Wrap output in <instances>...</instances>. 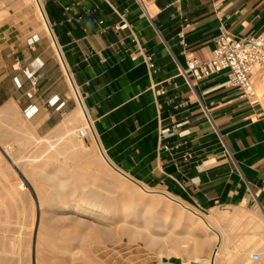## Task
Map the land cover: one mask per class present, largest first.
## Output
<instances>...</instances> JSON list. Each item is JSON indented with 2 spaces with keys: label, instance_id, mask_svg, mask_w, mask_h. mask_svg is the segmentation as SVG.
<instances>
[{
  "label": "crops",
  "instance_id": "crops-1",
  "mask_svg": "<svg viewBox=\"0 0 264 264\" xmlns=\"http://www.w3.org/2000/svg\"><path fill=\"white\" fill-rule=\"evenodd\" d=\"M143 1L148 11L138 0H41L53 36L38 23L12 33L0 22V113H21L40 134L84 120L117 166L195 207L264 208V81L247 98L223 84L224 71L192 84L180 74L187 56H210L220 31H263L264 0ZM121 13L128 27L116 29ZM139 48L152 53V73ZM170 113L187 120L182 138L159 137Z\"/></svg>",
  "mask_w": 264,
  "mask_h": 264
},
{
  "label": "rangeland",
  "instance_id": "rangeland-1",
  "mask_svg": "<svg viewBox=\"0 0 264 264\" xmlns=\"http://www.w3.org/2000/svg\"><path fill=\"white\" fill-rule=\"evenodd\" d=\"M33 6L32 0H0V22L7 21L2 28L12 33L29 32L30 27L38 23V13ZM80 127H87L88 132L85 137L78 134L77 129ZM71 140H74L73 143ZM51 143L52 145H50ZM66 144H70V148H62L67 146ZM49 146L51 148H48ZM55 146L59 148V152H55ZM98 151L94 138L89 133L88 123L84 120L81 126L75 124L72 129L66 132L56 129L40 134L35 130L34 124L25 119L21 113L13 112L9 115L0 113V164L2 166L0 174L4 175H0V214L7 213L11 217V219L8 218L10 223L7 222L12 232L14 231L15 237L18 238L16 249L19 259L16 258L18 263L15 259L12 264H156L161 258H169L176 263L204 264L197 260L189 250V246L194 243L191 237L193 239L202 237L204 225L194 215L183 209L180 204L166 197L144 195L141 198L140 195L131 196L123 187H118L113 180L114 175L119 174L104 162ZM65 152L68 154L67 156ZM10 183L14 185L10 187ZM147 185L164 188L159 183H147ZM6 187L8 189L5 191ZM137 190L139 193L140 189L137 188ZM5 193H8L13 199L7 197L8 194ZM145 196H148L149 200ZM142 199L147 200L144 202L149 205L143 211L147 217L148 228H143V221L141 222V219L138 218L135 223L142 227L140 235L144 238L137 236L130 240L127 235L120 231V228L125 225L119 221L122 213L121 207L124 204L139 205ZM62 203L69 207L61 208ZM238 205L248 210L249 214L255 213L257 215L260 213L259 216H263L256 202L232 201L216 203L207 209L196 208L209 215L215 210H228L232 206L239 207ZM73 206L75 209H70ZM77 207H84V210H76ZM69 210H72L71 216L66 215ZM96 211L97 213H104V215H113L110 224H115L114 220L116 221V229L108 238H105L101 232V229L107 224L102 219L93 220L91 217ZM11 213L16 215L13 216ZM26 217L28 221H26ZM161 218L164 220L162 221ZM126 219L125 222H132L130 216ZM158 220L161 221L158 222ZM157 222L165 225L162 231L156 230ZM55 224L58 226L56 227ZM230 225L232 226L230 228H233L232 233L242 240L250 237L255 230L253 223L245 217H240L236 227L234 220ZM65 232L70 233L67 235ZM80 233H85V235ZM185 233L192 236L188 235L189 246L181 247L180 240L184 238ZM148 238L150 241L146 242ZM246 241L251 242L252 240L247 238ZM209 242L206 247L207 250L204 247L198 250L196 255L205 257L208 248L218 245L217 238H211ZM25 247L27 248L25 249ZM234 247L232 244L231 250H235ZM76 250H78L77 253ZM253 251H258V249L253 247L249 250V262H247L258 264L250 258Z\"/></svg>",
  "mask_w": 264,
  "mask_h": 264
},
{
  "label": "bare ground",
  "instance_id": "bare-ground-1",
  "mask_svg": "<svg viewBox=\"0 0 264 264\" xmlns=\"http://www.w3.org/2000/svg\"><path fill=\"white\" fill-rule=\"evenodd\" d=\"M33 2V7L36 8L37 13H38V28L42 29L44 32H46L47 34L53 36V31L49 25L44 7L42 5L41 0H32ZM35 10V9H34ZM146 10V9H145ZM36 21V20H35ZM34 21V22H35ZM29 25V23H28ZM35 26V25H33ZM36 29V28H35ZM49 37V36H48ZM56 40V39H55ZM58 44V43H57ZM62 55V54H61ZM15 102V101H14ZM79 111V109H78ZM66 125V124H65ZM64 125V126H65ZM66 128V127H65ZM70 129V128H69ZM66 128V131L69 130ZM92 136L94 138V142L97 145L98 148V152H100L101 158L104 160V162L113 170H115L119 175H114V180L115 183L118 185V187H123L128 193H130L131 196H135V195H140L139 197H144V195H153V196H157V197H166L170 200H172L175 203H178L182 206L183 209L187 210L188 212H190L192 215H194L203 225H204V233L202 235V237L193 239L194 243L192 245L189 246V236L192 235H184L182 238V240H180V245L181 247H188L189 246V250L190 253L194 255V257L197 260H200L202 263L204 264H249L248 262V252L251 248L256 247L258 249V252L262 253L264 252V208L262 207V205H259L258 208L261 209L263 216H259V214H252L248 212V210H245L243 208V206H239V207H231V209H218L215 210L213 213L211 214H206L203 213L202 211L198 210L196 207H194L193 205L189 204L188 202H186L183 198H181L180 196L172 193L171 191L167 190L166 188H156V187H150L147 185V183H145L144 181L136 178L132 173H129L125 170H123L122 168H120L119 166H117L110 158V156L107 154L104 146L101 144L98 135L96 134V132L93 130L92 131ZM69 133V132H68ZM33 138V137H32ZM75 138V137H73ZM35 141V140H34ZM38 141V140H37ZM63 141V139H62ZM72 141V140H71ZM74 141V140H73ZM72 141V143H73ZM31 142V141H30ZM36 142V141H35ZM69 142V141H68ZM77 142V141H76ZM22 143V142H21ZM28 143V142H27ZM71 143V142H70ZM5 144V143H4ZM29 144V143H28ZM38 144V143H37ZM24 145V144H23ZM52 145V143L50 144ZM67 145V144H66ZM74 145V144H73ZM7 146V145H6ZM34 147V146H33ZM53 147V146H52ZM74 147V146H73ZM79 147V146H78ZM10 148V147H9ZM27 148V147H26ZM29 148V147H28ZM38 148V147H36ZM35 148V149H36ZM41 148V147H40ZM48 148H51L50 146ZM64 149L66 148H70V144H68L67 146L62 147ZM72 148V147H71ZM34 149V148H33ZM32 149V150H33ZM77 149V148H76ZM75 149V150H76ZM83 149V148H82ZM42 150V149H41ZM80 150V149H79ZM92 150V149H91ZM39 151V150H38ZM84 151V150H83ZM93 151V150H92ZM37 152V151H36ZM46 152V151H45ZM48 152V151H47ZM55 152H59V148L55 146ZM66 152L68 153V151L66 150ZM65 152L66 156L68 155ZM85 152V151H84ZM37 154V153H36ZM33 156V155H32ZM64 156V155H63ZM41 157V156H40ZM64 158H66L64 156ZM35 159V158H34ZM27 160L28 157H27ZM72 160V159H71ZM30 162V161H28ZM26 164V163H25ZM102 164V163H101ZM26 166V165H24ZM1 164H0V172H1ZM105 171V169H104ZM111 172V171H110ZM54 174V173H53ZM114 174V173H113ZM1 175V174H0ZM3 175V174H2ZM1 175V176H2ZM1 176H0V180H1ZM4 176V175H3ZM70 176V175H69ZM51 177V176H49ZM3 179V178H2ZM4 182V179L2 180ZM107 181V180H106ZM134 182V184H131L132 182ZM13 182V181H11ZM42 183V182H41ZM2 184V183H1ZM7 184V183H6ZM15 184V182H14ZM13 184V185H14ZM60 184V183H59ZM11 183L9 184V186H13ZM37 186V185H36ZM53 186V185H52ZM58 186V185H57ZM112 186V185H111ZM59 187V186H58ZM113 187V186H112ZM16 188V187H15ZM138 189H140L139 193L137 192ZM4 189V187H3ZM8 188L6 187L5 191ZM14 189V188H13ZM19 189V187H18ZM39 189V188H38ZM54 189V188H53ZM52 189V190H53ZM21 190V189H20ZM19 190V191H20ZM9 191V190H8ZM17 190L15 189V192ZM22 192V191H21ZM48 192V191H47ZM61 192V191H60ZM70 192V191H69ZM20 193V192H19ZM18 193V194H19ZM138 193V194H137ZM8 194V193H5ZM15 194V193H14ZM13 195V194H12ZM94 195V194H93ZM97 196V195H96ZM3 197V196H2ZM10 198V195L8 194V196ZM16 197V196H15ZM83 197V196H82ZM147 199L149 198L148 196H145ZM13 199V198H10ZM9 199V200H10ZM15 199V198H14ZM59 199V198H58ZM84 200V199H83ZM149 200V199H148ZM12 201V200H11ZM18 201V200H17ZM61 201V200H59ZM63 201V200H62ZM137 201V200H136ZM144 201H147L145 199H142L140 204L137 205H127L124 204L121 207V215H120V219L119 221H122L125 225H123L120 229V231L128 236V239H133L137 236H141L144 238V236L140 235L142 227L140 225H138L137 223H135V220H137L138 218L141 219L142 222V226L143 228L147 229L148 225H147V217L143 214V211L145 209H147V206H149L147 203H145ZM15 202V200H14ZM101 202V201H100ZM13 203V201L11 202ZM18 203V202H17ZM92 203V202H91ZM10 204V203H7ZM90 204V203H88ZM96 204V203H95ZM142 204V206H140ZM15 205V204H14ZM75 205V204H74ZM83 205V204H82ZM4 206V205H3ZM13 206V205H12ZM47 206V205H46ZM72 206V205H71ZM76 206V205H75ZM237 206V205H236ZM19 207V206H18ZM22 207V206H21ZM61 208H65V207H69L68 205H66L65 203H62ZM103 207V206H101ZM228 207V206H226ZM14 208V207H13ZM28 208V207H27ZM30 208V207H29ZM84 208V207H83ZM83 208H76V210H84ZM89 208V207H88ZM87 208V209H88ZM6 209V208H5ZM70 209H75V207H70ZM87 209H85V211H87ZM90 209V208H89ZM62 210V209H61ZM7 212V211H6ZM83 212V211H82ZM81 212V213H82ZM88 212V211H87ZM91 212V211H90ZM17 213V212H16ZM94 214L91 215L93 220L96 219H102V221L104 223L107 224L106 227L101 229L102 234L105 236V238H108L111 236L112 232L116 229V221L114 220L115 224H110L109 222L112 221L113 219V215H104V213L102 214L93 212ZM10 214V213H9ZM13 216L16 214L11 213ZM72 210H69L68 213L66 214L67 216H71ZM86 214V213H85ZM21 215V214H20ZM84 215V214H83ZM256 215V216H255ZM75 216V215H74ZM81 216V215H80ZM117 216V215H116ZM131 217L132 222L130 223L125 222L127 221V217ZM22 217V216H21ZM240 217L245 219L247 218L248 220H250V222L253 223V226L255 228L253 234H251L250 238L252 241H246L245 238L242 240V238L240 239V237H237L235 234L232 233V229L230 227H232L230 224L231 222H235V227L238 224V222L240 221ZM11 219V217L5 213V214H0V264H12L14 263L13 261H15V259H19L18 255V251L16 249V243L18 241V238L15 237L14 231L12 232V229L10 228V225L8 224L7 221H9V219ZM27 218V217H26ZM70 218V217H69ZM115 218V217H114ZM189 218V217H188ZM253 218V219H252ZM20 219V218H19ZM32 219V218H31ZM63 219V218H62ZM65 219V218H64ZM73 219V218H72ZM116 219V218H115ZM129 219V218H128ZM159 219V218H158ZM26 220V219H24ZM60 220V219H59ZM77 220V219H76ZM86 220V219H85ZM91 220V219H90ZM161 220L163 221L164 218ZM161 220H158L161 221ZM28 221V218L27 220ZM63 221V220H62ZM73 221V220H72ZM194 221V220H193ZM70 222V221H69ZM77 222V221H76ZM157 222V223H158ZM199 222V223H200ZM10 223V221H9ZM13 223V222H12ZM29 223V222H28ZM27 223V224H28ZM31 223V222H30ZM51 223V222H50ZM53 223V222H52ZM119 223V222H118ZM165 223V222H164ZM33 224V223H32ZM31 224V225H32ZM57 224V223H56ZM55 226L57 227L58 225ZM80 224V223H79ZM159 224V225H158ZM155 227L157 231H162L163 227V223H158ZM13 225V224H12ZM25 225V224H24ZM53 225V224H51ZM69 225V224H68ZM71 225V224H70ZM54 226V225H53ZM197 226V225H196ZM33 227V226H31ZM25 228V227H24ZM200 228V227H198ZM58 229H60L58 227ZM64 229V228H63ZM66 229V228H65ZM69 229V228H68ZM41 230V229H40ZM61 230V229H60ZM78 230V229H77ZM253 230V229H252ZM23 231V230H22ZM21 231V232H22ZM51 231V230H50ZM55 231V230H53ZM58 231V230H56ZM55 231V232H56ZM190 232V230H188ZM188 231H186L188 233ZM192 231V230H191ZM28 232V231H27ZM31 232V231H30ZM39 232V231H38ZM61 232H63V230H61ZM59 232V233H61ZM68 232V230H67ZM181 232V231H180ZM193 232V231H192ZM236 232V231H235ZM42 233V232H41ZM40 233V234H41ZM66 233V232H65ZM70 233V232H69ZM69 233H66L67 235H69ZM75 233V232H74ZM252 233V232H251ZM57 234V233H56ZM63 234V233H62ZM80 234H84L85 233H80ZM55 235V234H54ZM58 235V234H57ZM56 235V236H57ZM75 235V234H74ZM250 235V234H248ZM39 236V235H38ZM41 236V235H40ZM80 236V235H79ZM78 236V237H79ZM196 236V235H195ZM40 238V237H39ZM49 238V237H48ZM81 238V237H79ZM211 238H217L218 239V245L216 246H211V248H208L207 251V255L205 257H199L197 254V251L202 249V248H206L207 245H209V241ZM44 239V238H43ZM26 240V239H25ZM150 239L148 238L146 242H149ZM49 242V241H48ZM100 242V241H99ZM231 242V243H230ZM23 243V241H22ZM26 243V242H25ZM54 243V242H53ZM48 244V243H47ZM56 244V243H55ZM233 244V247L235 248V250H231V246ZM49 245V244H48ZM26 246V244H25ZM54 246V245H53ZM46 247H48L46 245ZM52 247V246H51ZM59 247V246H58ZM65 247V246H64ZM76 247V246H75ZM74 247V248H75ZM18 248V246H17ZM27 247H25L26 249ZM55 248V247H54ZM53 248V249H54ZM57 248V247H56ZM77 248V247H76ZM65 250V249H64ZM67 250V249H66ZM65 250V251H66ZM207 250V248H206ZM28 251V250H26ZM73 251V250H72ZM69 252V251H68ZM75 252V250H74ZM78 252V250H76V253ZM170 252V251H169ZM20 253V252H19ZM22 253V252H21ZM81 254V253H80ZM85 254V253H84ZM24 255V254H23ZM97 255V254H96ZM22 256V255H21ZM20 256V257H21ZM85 256V255H84ZM24 257V256H22ZM21 257V258H22ZM29 258V256H28ZM16 259V263L17 262ZM25 259V258H24ZM23 259V260H24ZM62 259V258H61ZM66 259V258H65ZM21 260V259H20ZM27 260V259H26ZM74 260V259H73ZM89 260V259H88ZM28 261V260H27ZM26 261V262H27ZM65 261V260H64ZM70 261V260H69ZM68 261V262H69ZM248 261V262H247ZM21 263V262H20ZM77 263V262H76ZM185 263H189V262H185ZM23 264V263H22ZM29 264V263H28ZM41 264V263H40ZM78 264V263H77ZM173 264H180V263H176L174 262Z\"/></svg>",
  "mask_w": 264,
  "mask_h": 264
},
{
  "label": "built area",
  "instance_id": "built-area-1",
  "mask_svg": "<svg viewBox=\"0 0 264 264\" xmlns=\"http://www.w3.org/2000/svg\"><path fill=\"white\" fill-rule=\"evenodd\" d=\"M140 4L147 10L146 4L143 0H138ZM148 11V10H147ZM124 14L121 13V23L115 25L116 29L128 27V23L123 18ZM142 54L144 61L148 67L149 73L155 70V63L152 53L145 51L142 48L138 49ZM224 71L226 79L223 82L226 86H234L239 89V94L242 97L253 98L256 95V85L260 81H264V30L253 35L246 37H237L236 35L228 31H220L214 37V47L211 50V54L204 60H199L193 55L186 57L185 65L180 67V74H182L192 84V79H201L208 77L212 74ZM23 72L31 79L32 84H35L39 79V75L35 73V70H29L24 67ZM15 79V78H14ZM16 80V79H15ZM154 87V85H152ZM154 90L161 94L165 90L161 87L154 88ZM56 99H50V103L54 104ZM177 105H175L176 107ZM204 109H206L204 107ZM35 109L32 107L25 110V114L30 116ZM170 123L168 125H162L159 127V137L165 138L174 133L178 138H182L189 130L179 127L184 126L187 120L177 121L174 115H169ZM78 134L82 137L87 135V127H80L77 129ZM182 142L179 140L176 142V146ZM163 149H170L169 144H161ZM192 157L190 152H186L183 155V159L187 160ZM250 258L258 264H264V252L263 254L258 251H253L250 254ZM169 258L160 259L156 264H173ZM180 264H186L181 262Z\"/></svg>",
  "mask_w": 264,
  "mask_h": 264
}]
</instances>
